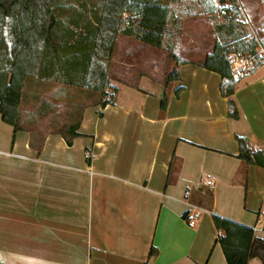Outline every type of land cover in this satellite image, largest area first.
Here are the masks:
<instances>
[{"label":"crops","instance_id":"obj_1","mask_svg":"<svg viewBox=\"0 0 264 264\" xmlns=\"http://www.w3.org/2000/svg\"><path fill=\"white\" fill-rule=\"evenodd\" d=\"M214 16L180 14V54L203 58L225 37ZM183 58L120 36L116 102L87 106L71 145L49 133L38 152L0 114V264H227L212 213L264 238V167L243 162L236 139L264 152V64L237 83L234 119L220 74Z\"/></svg>","mask_w":264,"mask_h":264},{"label":"trees","instance_id":"obj_2","mask_svg":"<svg viewBox=\"0 0 264 264\" xmlns=\"http://www.w3.org/2000/svg\"><path fill=\"white\" fill-rule=\"evenodd\" d=\"M184 1V2H183ZM186 10L198 8L202 14L227 15L216 25L224 31L213 50L198 65L220 74V91L228 99V116L237 119L240 110L234 98L239 81L232 78L229 55L233 51H253L256 41L235 26L242 15L237 0H0V114L15 132L27 130L30 146L41 152L49 133L61 134L68 145L81 135L85 108L92 104H115L118 88L110 83L109 69L120 36L133 38L163 50L169 60L188 63L179 56L183 25L176 4ZM264 41V38L262 39ZM263 63L258 62L251 71ZM250 72V73H251ZM34 79L53 80L68 88L81 89L88 100L53 104L58 118L47 116L54 110L44 97L28 105V85ZM180 79L177 68L165 76L169 84ZM46 104V106H45ZM168 106L165 94L162 111ZM49 117L48 119H46ZM240 158L246 164L264 167V152L253 148L244 135H236ZM212 199V192L210 193ZM189 212L184 213L187 217ZM212 219L227 264H249L259 258L264 264V238L254 227L212 213ZM158 249L152 246L150 257Z\"/></svg>","mask_w":264,"mask_h":264},{"label":"rangeland","instance_id":"obj_3","mask_svg":"<svg viewBox=\"0 0 264 264\" xmlns=\"http://www.w3.org/2000/svg\"><path fill=\"white\" fill-rule=\"evenodd\" d=\"M94 2H97L99 0H93ZM165 2L167 0H164ZM184 2V1H183ZM237 3L239 7L241 8L242 15L239 19H235L233 21L235 23V26L239 27V32H243L245 35L248 34H256L261 39L264 38V0H237ZM176 10L179 14H181L182 18H197V19H204L207 17V15L202 14L199 12L200 10L198 8H192L186 10L185 4H176ZM213 18L217 20L223 21V17L218 13ZM182 37L180 38V45L182 41ZM155 48V47H153ZM214 48V47H213ZM213 50V49H212ZM200 49H192L189 51H185L182 49L181 54L179 53V56L182 58L183 56L191 59V60H203V58H200ZM184 59V58H183ZM34 84H31L28 86L27 94H26V103L28 105L38 102L39 98L35 97L36 94L40 96V98L44 99L46 98L49 103L47 105L48 110L51 109L53 104H61V107L59 109L63 110V103L69 100L72 101H79V100H88L90 98V95L85 94L81 89L78 88H68L61 83H58L53 80H42L37 83L38 88H34ZM46 106V104H45ZM54 108V106L52 107ZM59 110L54 108V110L50 111L47 116L53 119L59 117ZM47 117L46 119H48Z\"/></svg>","mask_w":264,"mask_h":264},{"label":"built area","instance_id":"obj_4","mask_svg":"<svg viewBox=\"0 0 264 264\" xmlns=\"http://www.w3.org/2000/svg\"><path fill=\"white\" fill-rule=\"evenodd\" d=\"M223 19L227 15L225 9L220 11L219 13ZM256 45L253 51H233L229 55L230 60V70L232 74V78L235 81H240L244 77H246L257 65L258 62L264 64V41L257 36L255 33L253 34ZM193 222V221H190ZM264 222V214H260L258 223L261 224Z\"/></svg>","mask_w":264,"mask_h":264}]
</instances>
